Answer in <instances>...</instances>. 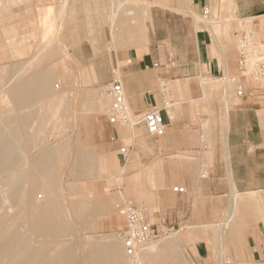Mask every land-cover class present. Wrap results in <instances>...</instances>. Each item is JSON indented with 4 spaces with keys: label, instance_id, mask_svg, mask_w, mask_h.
<instances>
[{
    "label": "rangeland",
    "instance_id": "374dc122",
    "mask_svg": "<svg viewBox=\"0 0 264 264\" xmlns=\"http://www.w3.org/2000/svg\"><path fill=\"white\" fill-rule=\"evenodd\" d=\"M152 1L154 0H0V143L4 139L12 137L17 149L16 154L19 155L16 167L12 166V168L0 171V202L2 203L0 229L3 226L9 230L10 238L14 242L17 241L21 245L26 243L32 245L33 255L24 264H62V261L58 262V260L59 256L61 259L62 252L65 250L72 251L73 257L65 261L63 256V264L67 262V264H95L94 248L112 242L114 237H116L115 241L120 243H116L122 253L120 264H128L122 241V232L127 225L126 210L129 205L146 210L135 191L138 187H135L134 194L125 191L129 182L132 184L134 179L128 176L127 180L118 179L117 175L120 172L118 170H113L109 174L102 173L98 162H93L82 176L76 175L73 167L80 151L91 153L93 157L97 158L106 155L112 165L119 164L121 167H125L126 174L136 169L129 163L131 157L136 156L138 152L143 155V163L147 167H150L155 159L170 160L168 159L169 155L165 154L168 152L159 151L157 156H151V150L140 151L137 145L134 152L131 148V156L125 158L118 156L117 150L118 147H122V143L123 145L132 144L127 143L126 140L129 139H124L126 137L122 135V131L129 129V123L109 124L107 122L109 106L106 110V101L98 94L99 88L108 86L112 80L118 78L123 80L125 67L128 65L129 59L132 61V57L130 55L126 59H122L121 56L129 55L132 52L134 54L136 50L134 46H129L133 44L128 35L129 27L130 25L136 26L140 22L141 6L145 3L153 5ZM162 8L168 18L175 16L176 19H185L188 23L192 22L196 29L201 28L200 13L194 8L191 0H166V5ZM156 10L154 7L153 17ZM47 11L49 22L43 25L41 18ZM214 11L218 15H213L212 21H210L214 31L208 24L205 26L214 32V36L218 40L220 39L221 46L227 43L225 50L237 48L238 42L233 32L235 28H241L253 32L254 42L259 45L260 54L264 56V32L257 28L259 24L264 25L261 18L251 21V27H248L247 23L243 27L241 20L237 19L232 22L226 18L222 4L217 5ZM113 15H115V22L118 23L121 30L115 29L112 32L109 21L110 16ZM235 18L240 17L235 15ZM148 20L149 18L144 20L143 25L141 24L143 26L142 40L147 39ZM152 35L153 28L150 27V37ZM185 40L187 44L196 46L194 33L189 28ZM208 42L213 47V56L221 57V48L219 50L216 48L212 35L208 37ZM123 46L128 47L121 49L120 47ZM46 51L49 54H46ZM116 52L123 60L122 63L116 60ZM204 63L201 62L200 66H196L194 76L184 80L188 82L189 86L177 96H174L173 88L169 83L172 80H162L161 84L162 89L167 87V84H170L171 88V95L169 91V96H166L165 99L163 97V101L171 98L173 100L171 103H175L174 105L179 107L181 102L188 101L193 107L194 113H197L194 115L195 119L200 120L205 128L207 147L205 148L203 145L201 148L189 149L185 152L187 163L185 161L184 163L192 168L195 180L206 159L210 175L212 150L216 141L214 136H211V132L217 123L216 103L220 99L210 95L208 98L195 97L196 100L192 102L189 90L200 91L203 86V78H206L216 84L212 93L222 91L226 85L229 88L227 95L236 96V85L224 79L226 74L222 80H217L222 76L219 74L210 75L211 69ZM43 73L48 78L50 77L47 94L41 93L42 95L35 98L36 100L28 106L17 104L11 95V86L35 79ZM230 76L233 77L229 73ZM188 88L190 89L188 90ZM232 90L233 94L230 93ZM231 99V97H227L222 101L225 106L222 109L220 126L222 143L225 133L226 106L227 104L231 106ZM26 115L30 117L27 124L22 120ZM146 136L154 142L158 140L156 136H150L148 131ZM119 138L124 139L123 142H116ZM43 148L53 151L58 164L56 170L58 172L56 179L57 177L58 179L57 182L55 181L58 188L54 185V188L58 190L51 188L54 194L51 192L50 194L51 197L53 195L52 199L56 201V204L60 203L62 215L52 219V224L55 223L59 229L63 221L68 225V231L61 230V233L58 231L57 236H51L53 235L51 233H38V235L33 229L32 223L26 224L23 219V209L30 202L35 204L40 211L48 210L47 207L53 203L47 191L50 189L48 182L46 183L47 188L45 184H38L37 190H33L34 184L32 183L34 182L32 175L29 174L34 170L32 156L33 158L36 155L38 157ZM201 155L204 158H201ZM13 190H17L19 193L11 194ZM47 194L49 196L46 197ZM55 196L58 197V200ZM96 199H106L108 205L104 208L94 209ZM230 201L222 218L216 221V230L209 229L216 237H219L220 233H230L229 229L222 232L221 224L226 219ZM148 203L150 204V208L147 210L149 221L154 224L156 219L151 216L155 209L154 198ZM238 219L241 220V217L236 218L237 221ZM235 225L240 228L238 223ZM189 226L190 224L157 223L153 225L159 238L144 250L142 264H170V262L171 264H178L177 262L188 264L186 261H189V264H195L190 256L189 247L191 244L193 247L198 240L188 237ZM28 227L31 228L30 232ZM7 230L5 231L7 232ZM34 230L38 236L33 233ZM24 234L28 238H25ZM40 235L43 238L46 236L44 241ZM196 235L204 236L202 230H198L191 236ZM172 238H176L178 241V248L173 244ZM214 244L218 245L219 242L215 241ZM119 245L121 246L119 247ZM166 246L169 247L166 248ZM192 249L194 250V247ZM5 252L6 250L0 249V257ZM179 259L183 261L181 262Z\"/></svg>",
    "mask_w": 264,
    "mask_h": 264
},
{
    "label": "crops",
    "instance_id": "0c3cea01",
    "mask_svg": "<svg viewBox=\"0 0 264 264\" xmlns=\"http://www.w3.org/2000/svg\"><path fill=\"white\" fill-rule=\"evenodd\" d=\"M152 2L147 22L149 31L147 39L129 45L136 48L134 54L132 52L121 56L122 59L130 55L132 57V61L128 60L122 80L132 122L129 123L128 130L122 131V135L126 137L124 139H129L126 140L127 143H132L129 145L133 149L132 152L137 145L140 151L151 150V156H157L159 151L168 152L165 154L169 155L170 160L155 159V162L147 167L143 163V155L138 152L136 156L131 157L129 163L131 167L136 168L134 173L126 174L125 167L119 164L112 165L108 156L95 158L91 153L80 151L75 162L77 165L85 162L78 165L79 170L78 166L77 169L73 167V170L76 175L82 176L93 162H98L102 173L109 174L113 170H118L120 171L118 179L127 180V176L132 177L134 182L132 184L129 182L125 191L134 194L135 187H138L135 191L146 210L150 208L148 202L154 198L155 209L153 213L150 211L152 218L156 219L154 225L190 224L188 237L198 240L194 243V250L193 244L189 247L190 256L195 264H264V89L252 81L243 80L245 94L242 97L227 95L229 88L226 85L221 93H212L216 84L206 78H203L200 91L188 88L192 102L196 100L195 97L208 98L210 95L220 99L216 103L217 123L211 132L216 141L212 150L210 175L205 158L206 161L204 160L195 180L192 168L186 164L185 152L201 148L203 145L205 148L207 146L205 128L200 120L195 119L194 115L197 113H194L191 104L184 101L179 107L173 103L170 110L174 118L169 119L166 116V132L157 137V142L146 136L148 130L146 131L147 127L141 120L142 116L153 106H163L162 80H172L169 81L173 88L172 93L177 96L189 86L184 80L195 75L196 66H200L201 62H205L204 64L211 69L210 75L222 76L217 80H222L226 73L224 79L231 81L229 73L233 77L239 74L238 52L237 48L225 50L227 43L221 46L220 39L214 36L210 22L206 24L213 31L203 23L200 24V29H196L192 22L188 23L185 19H176L175 16L168 18L162 8L166 5V0ZM191 2L200 14L203 8L210 7L213 15H216L214 9L217 5L234 3L237 8L236 15L240 18L248 19L250 22L257 18H261V22L264 21V0H191ZM154 7L157 10L153 17ZM150 27L153 28L151 37ZM188 28L194 33L196 46L187 44L185 40ZM257 28L264 32V25L259 24ZM210 35L214 38L216 48L218 50L221 48L219 58L213 56V47L208 42ZM115 56L119 63L123 62L117 52ZM171 58L175 60V65L170 63ZM156 63L158 65H155ZM230 93L233 94V90ZM227 97L232 99L231 106L229 104L226 106L222 143L220 126L222 109L225 107L222 101ZM140 114L142 115L138 117ZM107 122L109 123L108 120ZM149 135L153 136L150 133ZM124 139L119 138L116 142H123ZM121 145L124 146L123 143ZM120 148L117 150L118 156L122 157ZM82 153L85 157L83 155L81 161ZM201 158L204 157L201 155ZM81 168L83 171H80ZM175 186H183L185 191H175ZM229 200H231L229 210L221 224L222 232L229 229L230 233H220L219 237H216L210 230H216V221L222 218ZM107 205L106 199H96L93 207L100 209ZM238 217H241V220L237 221ZM235 223H238L240 228L236 227ZM197 229L202 230L204 236L192 237V234L198 232ZM172 241L178 248L176 238H172ZM215 241L219 244H214Z\"/></svg>",
    "mask_w": 264,
    "mask_h": 264
},
{
    "label": "bare ground",
    "instance_id": "6f19581e",
    "mask_svg": "<svg viewBox=\"0 0 264 264\" xmlns=\"http://www.w3.org/2000/svg\"><path fill=\"white\" fill-rule=\"evenodd\" d=\"M120 1V0H119ZM137 3V2H136ZM119 4V2H118ZM122 5V4H121ZM129 5H130V2H129ZM151 6L152 4L148 3V4H144L143 6H141V20L138 24H136V26H131L129 27V32H128V35L129 37L131 38V40L133 42L135 41H140L142 40L143 38V31H142V25L144 23V20L146 21L147 18H149L150 14H151ZM222 8H223V11L226 13V18L229 20H232V22H235L237 19L238 20H241V25L244 27L245 24L247 23L248 24V27H251V24H250V21L248 19H242V18H235V14L237 13V8L236 6L234 5V3H232L231 5H227V4H224L222 5ZM52 11V9H51ZM10 14V13H9ZM48 11L46 13H44L43 17L41 18V22L44 24H47L49 22L48 20ZM53 16V15H52ZM109 16V15H108ZM200 18V17H199ZM109 19V18H108ZM212 21L209 20L208 22ZM217 21V20H216ZM215 21V22H216ZM110 27H111V31L113 32L115 29H118V30H121V28L117 25L118 23L115 22V15L113 16H110ZM202 22V21H201ZM203 24H206V21L202 22ZM133 24V22H132ZM142 24V25H141ZM42 28V26H41ZM149 28V27H148ZM50 30V28H49ZM148 34H149V31H147ZM45 37V36H44ZM56 38V37H55ZM40 39V38H39ZM42 39V38H41ZM113 39V38H112ZM149 39V38H148ZM49 40V39H48ZM149 42V41H148ZM43 48V47H42ZM110 49V48H109ZM139 49V48H138ZM44 50V48H43ZM48 51V50H47ZM46 51V54H49L47 53ZM67 51V50H66ZM73 55V54H72ZM256 57H260V55H255ZM45 57V56H44ZM43 57V59H44ZM66 61V60H65ZM67 64V63H66ZM1 72V71H0ZM44 74V73H43ZM40 74L38 77H36L35 79H30V80H27L19 85H13V87L11 86L10 88V92H11V95H13L14 97V101H16L17 104L19 105H22V106H28L29 104L33 103L34 100H36L35 98H37L38 96H41L42 94L41 93H45L49 90V83H50V77L48 78V76L46 74ZM232 78V77H231ZM230 78V79H231ZM12 79V78H11ZM10 79V81H11ZM49 80V81H48ZM12 85V83H11ZM168 85V84H167ZM110 86V84L108 85ZM104 87V88H99V92L98 94L100 95L101 98H103L105 101H106V110L110 104V97L108 96L107 92H106V89L107 87ZM165 89H168L170 91V87L169 85L165 88ZM9 90V89H8ZM40 94V95H39ZM47 94V93H46ZM168 107H171L173 105V103H171L172 99L168 98ZM36 103V102H35ZM60 109V108H59ZM170 113H172V111L170 110ZM144 116V114H143ZM143 116H142V121H143ZM128 117H129V123L132 122V116H131V112H130V109H129V105H128ZM30 117L28 115L26 116H23V122L25 124H27L29 122V119ZM137 122V121H136ZM134 124V123H133ZM19 128V127H18ZM21 128V127H20ZM19 130V129H17ZM19 133V132H18ZM13 134V133H12ZM47 148V147H46ZM16 147H15V141L12 137H9L7 139H4L1 143H0V171L1 170H5V169H8V168H12V166L16 167V163L18 161V156L16 154ZM42 150V149H41ZM82 157H81V161L83 160V158L85 157V154H81ZM84 155V157H83ZM37 156V155H36ZM32 156V159H34V162H33V172L29 173L30 175H32V179H33V182L32 184H34V187L33 190H37V187L38 184H41V185H46V188H47V182H48V187L50 188L49 190H51V188H54V185L56 184V176H58V172L56 171L57 170V163H56V159H55V156H54V153L52 150L50 149H44L38 154V157ZM36 158V159H35ZM96 158V157H95ZM88 159V158H87ZM92 159V158H91ZM59 160V159H58ZM28 161H29V158H28ZM33 161V160H32ZM88 161V160H87ZM85 162V161H83ZM81 162L80 164H78L79 166L83 163ZM90 162V160H89ZM88 162V163H89ZM79 163V161H78ZM87 163V164H88ZM16 164V165H15ZM86 164V166H87ZM90 164V163H89ZM88 164V165H89ZM77 163H76V167L74 165V168L77 169ZM85 165V163H84ZM79 166H78V170H79ZM106 166V165H105ZM16 169V168H15ZM29 169V168H28ZM75 169V170H76ZM82 169V168H81ZM80 171H83V169ZM30 171V170H28ZM104 171V169H103ZM5 173V172H4ZM83 173V172H82ZM4 175V174H3ZM56 181V182H55ZM55 182V183H54ZM17 184V183H16ZM13 185V184H12ZM40 185V186H41ZM58 185V184H57ZM11 186V185H10ZM52 186V187H51ZM16 187V185H15ZM17 187H18V184H17ZM21 187V186H20ZM55 187H57L55 185ZM39 188V187H38ZM58 188V187H57ZM53 189V190H58V189ZM12 189V188H11ZM43 189H44V186H43ZM42 189V190H43ZM49 194L50 192L53 193L51 191H49ZM19 191V190H18ZM22 191V190H21ZM60 191V190H59ZM58 191V192H59ZM47 192V193H48ZM56 192V191H55ZM13 193H17V190H13L11 192V194ZM19 193V192H18ZM17 193V194H18ZM10 194V193H9ZM10 194V195H11ZM49 194L46 195L49 196ZM54 194V193H53ZM57 194V192H56ZM9 195V196H10ZM21 197V195H20ZM50 197H51V194H50ZM53 197V195H52ZM52 197L51 199L48 198V200L50 199L51 202H52ZM57 197V196H55ZM54 198V197H53ZM2 199V198H1ZM56 199V198H55ZM49 200V201H50ZM58 200V197L57 199ZM60 200V198H59ZM46 202V201H45ZM58 202V201H57ZM47 203V202H46ZM50 203V202H49ZM60 204V203H59ZM59 204H56V201L53 200V203L51 204L50 203V206H48V210L45 209V211L43 210H39L38 208H36V205L35 204H27L26 207L23 209V219H24V223L26 224H29V223H32V225L34 226L33 229L36 230V233H51L53 235L51 236H57V232L59 231L61 233V230L62 231H68V225L66 222H64L63 220V224H61V228L59 229L57 226H55V223L52 224V219L56 218V217H60V215H62V212L60 211V205ZM2 203L0 202V207H1ZM1 209V208H0ZM47 210V211H46ZM85 217V216H84ZM48 219V220H47ZM51 219V220H50ZM60 219V218H59ZM50 220V221H49ZM61 220V219H60ZM90 220V219H89ZM1 221V220H0ZM56 221V220H55ZM61 221V222H62ZM1 225V223H0ZM31 225V227H32ZM70 225V224H69ZM29 226V225H28ZM30 232L31 228L29 229V227L27 228ZM0 249H3V250H6V252L0 257V264H24L26 262V260L31 256L33 255V250L31 248V246L29 245V243H26L25 245H21L19 244L17 241L14 242L13 240H11V234H10V231L7 230L5 227L2 226V228L0 229ZM7 230V232L5 231ZM35 230H34V234L36 235L35 233ZM33 231V230H32ZM58 232V234H59ZM55 233V234H54ZM64 233V232H63ZM39 235V234H38ZM36 235V236H38ZM25 238H28L26 237V234L23 235ZM47 236H49L47 234ZM40 237H42V235H40ZM46 237V236H45ZM45 237L41 238L42 241H44L43 239H45ZM48 239V238H47ZM114 240L112 242H109L108 244H104V245H99V246H96L94 248V254L96 256V263L95 264H120L122 261L121 257H122V253L120 251V248H118V245L116 243H119L115 241L116 237L113 238ZM120 239V237L118 238V240ZM8 240H10L8 242ZM40 240V239H39ZM170 242V241H169ZM107 243V242H106ZM120 244V243H119ZM150 245V244H149ZM65 246V245H64ZM121 245H119L120 247ZM164 246V244H163ZM169 247V246H166V248ZM147 248V247H146ZM160 249V248H159ZM42 250V249H41ZM40 250V252H41ZM61 250V249H60ZM168 250V249H167ZM163 251V249H162ZM62 252V250H61ZM153 252V251H151ZM160 252V251H159ZM39 253V252H38ZM63 255L62 257L64 256V260L67 261L69 260L71 257H73V253L72 251H68V250H65L64 252H62ZM148 254V253H147ZM40 255V254H39ZM61 257V259H62ZM60 259V256H59V261H62V264H63V259L61 260ZM175 260V259H174ZM180 260V259H179ZM41 261V260H40ZM181 262L183 260H180ZM43 262V261H41ZM185 262V261H184ZM188 262V261H186ZM68 263V262H67ZM66 263V264H67ZM71 263V262H70ZM178 264H181L179 262H177ZM28 264V263H27ZM142 264V262H141ZM169 264V263H168ZM171 264V262H170ZM189 264V262H188Z\"/></svg>",
    "mask_w": 264,
    "mask_h": 264
},
{
    "label": "built area",
    "instance_id": "2783aa9c",
    "mask_svg": "<svg viewBox=\"0 0 264 264\" xmlns=\"http://www.w3.org/2000/svg\"><path fill=\"white\" fill-rule=\"evenodd\" d=\"M236 15V14H235ZM218 16V15H217ZM213 18V10L210 7L203 8L200 19L208 22ZM234 36L237 38L238 68L239 74L231 78L236 85L235 94L242 97L245 94L243 80L255 82L264 89V56L260 54L259 45L254 42L253 32L246 29L235 28ZM260 55L256 57L255 55ZM170 63L175 65V60L170 59ZM155 65H158L156 63ZM226 73H224L225 76ZM162 89V96H169V90ZM106 92L110 97L108 109V121L110 124L129 123L128 103L125 86L121 79H114L110 82ZM163 106H153L144 112L143 121L148 132L156 137H160L166 132V116L171 119L174 115L167 111L168 100L163 101ZM164 111L166 113H164ZM123 157L131 154V146L124 145L120 148ZM175 191L184 192L185 187L175 186ZM126 228L122 232V241L128 258V264H141V259L146 247L158 241L159 235L156 228L149 221L147 210L133 205H129L126 210Z\"/></svg>",
    "mask_w": 264,
    "mask_h": 264
}]
</instances>
